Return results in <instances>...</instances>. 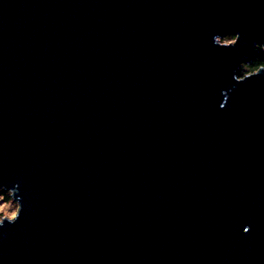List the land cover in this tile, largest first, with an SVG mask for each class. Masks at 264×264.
Listing matches in <instances>:
<instances>
[{
    "label": "water",
    "instance_id": "1",
    "mask_svg": "<svg viewBox=\"0 0 264 264\" xmlns=\"http://www.w3.org/2000/svg\"><path fill=\"white\" fill-rule=\"evenodd\" d=\"M256 46L264 0H0V264H264Z\"/></svg>",
    "mask_w": 264,
    "mask_h": 264
},
{
    "label": "trees",
    "instance_id": "2",
    "mask_svg": "<svg viewBox=\"0 0 264 264\" xmlns=\"http://www.w3.org/2000/svg\"><path fill=\"white\" fill-rule=\"evenodd\" d=\"M234 36L228 35L227 39L233 38ZM262 47H254L250 50L249 52V57L247 58L246 61H244L240 66L239 69L237 70V76L238 78H243L245 75L251 74L256 72L260 67L264 66V54L262 53ZM3 195L4 198L9 201L11 200L10 195L3 191L2 189L0 190V195Z\"/></svg>",
    "mask_w": 264,
    "mask_h": 264
},
{
    "label": "rangeland",
    "instance_id": "3",
    "mask_svg": "<svg viewBox=\"0 0 264 264\" xmlns=\"http://www.w3.org/2000/svg\"><path fill=\"white\" fill-rule=\"evenodd\" d=\"M234 37L227 39V36L223 37L220 39L221 43L224 44H230V43H234ZM264 54V53H263ZM249 75L248 73L245 75L247 76ZM3 190V189H2ZM5 191V190H3ZM6 193H8V195H10L11 197V193L8 191H5ZM18 211V204L11 198V200L7 201L4 196L1 194L0 195V222L4 219H13Z\"/></svg>",
    "mask_w": 264,
    "mask_h": 264
},
{
    "label": "snow or ice",
    "instance_id": "4",
    "mask_svg": "<svg viewBox=\"0 0 264 264\" xmlns=\"http://www.w3.org/2000/svg\"><path fill=\"white\" fill-rule=\"evenodd\" d=\"M239 38H240V37L237 35L235 42H234L233 44H231V45L226 46L225 48H231L232 46H235V45L237 44ZM262 67H264V66H262ZM258 73H260L259 70H258L253 76L257 75ZM220 107H224V106L221 105ZM18 218H19V217L16 218V221L18 220ZM16 221H15V222H16ZM2 227H3V225H0V228H2ZM244 232H245V233H248V232H249V228H248V227H245V228H244Z\"/></svg>",
    "mask_w": 264,
    "mask_h": 264
},
{
    "label": "flooded vegetation",
    "instance_id": "5",
    "mask_svg": "<svg viewBox=\"0 0 264 264\" xmlns=\"http://www.w3.org/2000/svg\"><path fill=\"white\" fill-rule=\"evenodd\" d=\"M234 40H235V37H234ZM235 42V41H234ZM257 48L260 47V46H256ZM261 48V47H260ZM263 49V48H262ZM262 53H264V49L262 50ZM249 57V55H247L246 59L244 61L247 60V58Z\"/></svg>",
    "mask_w": 264,
    "mask_h": 264
}]
</instances>
